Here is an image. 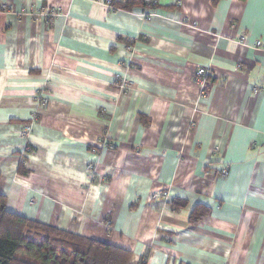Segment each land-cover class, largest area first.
<instances>
[{"label":"crops","instance_id":"crops-1","mask_svg":"<svg viewBox=\"0 0 264 264\" xmlns=\"http://www.w3.org/2000/svg\"><path fill=\"white\" fill-rule=\"evenodd\" d=\"M151 1L0 0V192L127 264H264V0Z\"/></svg>","mask_w":264,"mask_h":264},{"label":"trees","instance_id":"trees-1","mask_svg":"<svg viewBox=\"0 0 264 264\" xmlns=\"http://www.w3.org/2000/svg\"><path fill=\"white\" fill-rule=\"evenodd\" d=\"M135 4L155 6L151 0L112 1L110 5L131 8ZM169 204L179 208L187 202L174 198ZM208 212L197 204L189 222L197 224ZM131 256V250L10 211L7 197L0 192V264H127Z\"/></svg>","mask_w":264,"mask_h":264},{"label":"built area","instance_id":"built-area-1","mask_svg":"<svg viewBox=\"0 0 264 264\" xmlns=\"http://www.w3.org/2000/svg\"><path fill=\"white\" fill-rule=\"evenodd\" d=\"M112 0H106V3L107 4H111ZM4 7H6L4 5ZM46 15L48 16H56L57 15V11L54 10V9H48L46 10ZM242 40L245 41V36H242ZM255 45L259 48H264V42H262L261 40H257ZM208 72V68L207 67H199L195 73V80L198 81L199 83L201 84H204L205 83V76ZM120 79V78H119ZM121 80V85L124 86V82ZM48 102V99L46 97H41L40 98V105L44 106L46 105ZM36 117V115H35ZM88 169H91V165H88L87 166ZM222 173H225V170L222 171ZM159 193H155L154 194V198L158 197Z\"/></svg>","mask_w":264,"mask_h":264}]
</instances>
